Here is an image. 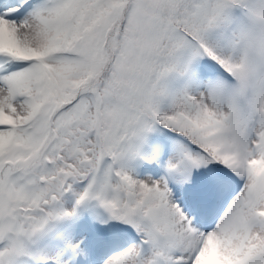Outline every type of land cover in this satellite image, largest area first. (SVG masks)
Masks as SVG:
<instances>
[{
    "label": "snow or ice",
    "instance_id": "obj_1",
    "mask_svg": "<svg viewBox=\"0 0 264 264\" xmlns=\"http://www.w3.org/2000/svg\"><path fill=\"white\" fill-rule=\"evenodd\" d=\"M0 264H264V0H0Z\"/></svg>",
    "mask_w": 264,
    "mask_h": 264
}]
</instances>
